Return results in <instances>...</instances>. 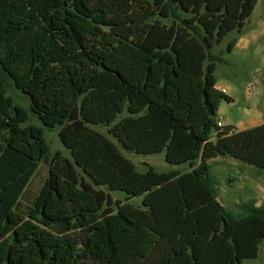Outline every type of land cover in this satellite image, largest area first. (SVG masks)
Instances as JSON below:
<instances>
[{"label": "trees", "instance_id": "trees-1", "mask_svg": "<svg viewBox=\"0 0 264 264\" xmlns=\"http://www.w3.org/2000/svg\"><path fill=\"white\" fill-rule=\"evenodd\" d=\"M257 2L0 0V264H241L258 256L264 205L228 213L209 165L230 156L264 169V123L218 125L222 101L233 99L217 88L222 59L212 53ZM30 113L60 127L73 160L51 158ZM94 126L110 127L125 150L164 152L190 170L140 172ZM41 163L48 175L35 192ZM101 187L124 192L125 202Z\"/></svg>", "mask_w": 264, "mask_h": 264}, {"label": "rangeland", "instance_id": "rangeland-1", "mask_svg": "<svg viewBox=\"0 0 264 264\" xmlns=\"http://www.w3.org/2000/svg\"><path fill=\"white\" fill-rule=\"evenodd\" d=\"M232 40L236 43L232 51H229L228 45ZM212 53L222 59L217 62L215 70L217 84L224 87L227 95L234 98L231 103L222 101L218 121L232 125L234 129L240 127V124L251 127L252 119H258L257 122L264 123V0H258L244 26L240 30L229 32L221 43L214 46ZM8 95L13 97L15 103L30 111L29 100L23 93L9 88ZM125 115H127L126 112L120 117ZM29 124L43 127L45 139L50 146L51 158L59 153L62 157L73 160L70 151L60 140V127L47 128L32 113H30ZM94 128L117 143L122 153L133 161L140 172H145L149 167L159 172L177 169L183 173L190 170L188 164L174 165L167 162L164 152L138 154L125 150L117 139L109 134L110 127L94 126ZM215 136L214 130L213 140ZM209 165L210 177L215 183L218 199L228 213L236 217L244 215L243 205L249 201H256L257 206L264 205V169L230 156L213 158L209 160ZM78 171L83 175L80 169ZM37 172L31 186L35 192L48 175L47 165L41 163ZM101 188L110 194L113 201L125 202L124 192ZM141 200L142 197H135L130 202L141 206ZM241 264H264V239L259 245L258 256L245 259Z\"/></svg>", "mask_w": 264, "mask_h": 264}, {"label": "crops", "instance_id": "crops-1", "mask_svg": "<svg viewBox=\"0 0 264 264\" xmlns=\"http://www.w3.org/2000/svg\"><path fill=\"white\" fill-rule=\"evenodd\" d=\"M234 48V47H233ZM217 88L218 89H225L224 87H221V86H219L218 84H217ZM226 94H227V92H226ZM230 96V95H229ZM232 97V96H231ZM232 99H233V101H234V98L232 97ZM221 107V106H220ZM220 110V109H219ZM219 113V112H218ZM254 120V121H253ZM258 121V119H252L251 120V124H253V125H251V127H254V126H256V125H259V124H262V122H257ZM223 124V123H222ZM223 126H232V125H229V124H223ZM240 127H237L235 130L236 131H239V130H245V129H248V127L246 126H244V125H242V124H240L239 125ZM250 126H249V128H251Z\"/></svg>", "mask_w": 264, "mask_h": 264}, {"label": "built area", "instance_id": "built-area-1", "mask_svg": "<svg viewBox=\"0 0 264 264\" xmlns=\"http://www.w3.org/2000/svg\"><path fill=\"white\" fill-rule=\"evenodd\" d=\"M222 92L226 93V89H221ZM219 126H223V124L221 122L218 123Z\"/></svg>", "mask_w": 264, "mask_h": 264}]
</instances>
